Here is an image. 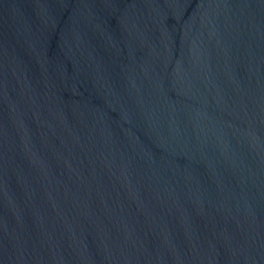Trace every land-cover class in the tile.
I'll return each instance as SVG.
<instances>
[{"label": "water", "instance_id": "95a60500", "mask_svg": "<svg viewBox=\"0 0 264 264\" xmlns=\"http://www.w3.org/2000/svg\"><path fill=\"white\" fill-rule=\"evenodd\" d=\"M0 264H264V0H0Z\"/></svg>", "mask_w": 264, "mask_h": 264}]
</instances>
